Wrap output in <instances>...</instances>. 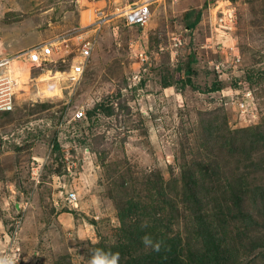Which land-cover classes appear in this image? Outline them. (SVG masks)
I'll use <instances>...</instances> for the list:
<instances>
[{
	"label": "rangeland",
	"instance_id": "374dc122",
	"mask_svg": "<svg viewBox=\"0 0 264 264\" xmlns=\"http://www.w3.org/2000/svg\"><path fill=\"white\" fill-rule=\"evenodd\" d=\"M112 8L0 0V56L70 35L66 61L11 66L20 84L13 110L0 112V257L19 249L16 264H88L98 249L138 264L158 244L149 234L167 232L182 237L184 264H264V0H166L143 28L88 25L93 10ZM190 10L202 14L193 30ZM74 32L94 46L70 81ZM118 100L127 106L119 116L76 124L75 112ZM193 181L205 207L182 202ZM197 211L215 237L210 253Z\"/></svg>",
	"mask_w": 264,
	"mask_h": 264
},
{
	"label": "built area",
	"instance_id": "2783aa9c",
	"mask_svg": "<svg viewBox=\"0 0 264 264\" xmlns=\"http://www.w3.org/2000/svg\"><path fill=\"white\" fill-rule=\"evenodd\" d=\"M100 1V0H93ZM110 11L104 12L100 9L92 11L90 16V23L97 28H101L105 23L109 22L110 19H123V22L128 27H145L152 17V9L155 5L165 2L166 0H109ZM224 18H231L232 11L230 9L222 11ZM73 38H76L78 45L74 48L79 51V58L73 64L70 65L68 71L64 74L66 78L70 81H76L84 73V61L91 55L93 50V44L90 41H85L82 32H74ZM72 35V34H71ZM70 35L64 34L60 36L53 37L49 40L42 41L33 47L28 48L25 51L17 53L12 56H0V112H10L14 107V99L16 96V89L19 86V79L17 73L12 71V64L16 63L19 59H24L25 63L33 71L43 70L49 66L51 63L57 62L59 59L66 61L64 58L69 57V54L63 55L62 53L69 50V40ZM181 45L179 38H173V48H178ZM75 49H71L72 52ZM50 80H46L41 85V88L47 89L49 82L56 84L54 76L50 77ZM46 84V86H45ZM85 117L83 111L75 112L74 120H82ZM71 203L76 201V194L71 193L66 197ZM4 251L3 257H8L14 259L15 264L19 261L20 253L18 251Z\"/></svg>",
	"mask_w": 264,
	"mask_h": 264
},
{
	"label": "trees",
	"instance_id": "16d2710c",
	"mask_svg": "<svg viewBox=\"0 0 264 264\" xmlns=\"http://www.w3.org/2000/svg\"><path fill=\"white\" fill-rule=\"evenodd\" d=\"M202 14L201 11H195L190 10L187 11L184 14V21L186 24V27L190 30H193L196 28V26L201 22ZM181 66L178 67V72L180 73ZM181 74V73H180ZM172 78L170 76H166L163 79V85L168 87L172 84ZM248 80H252L251 76H248ZM191 83V78L188 77L187 79L178 78L176 79V85L180 84L181 88L183 89L185 87V84ZM221 89V81L215 82L213 84V87L211 88V91H219ZM133 92L135 93L136 90L134 88ZM123 94L120 93L119 96L121 97ZM135 96V95H134ZM120 100H118L119 102ZM117 102V103H118ZM126 101L122 100L118 103V107L116 108V105L113 104H106L104 101L97 102L93 105L91 109L87 111V115L85 114V117L82 120L76 121V124H80L82 126L83 120L85 119L87 121H91L93 118L96 117L99 113H102L106 117H112L114 115L119 116L121 112L126 109ZM118 109V112L116 111ZM86 139L83 138L81 143H85ZM54 149L55 151H58L60 149L59 142L54 143ZM195 181L193 182H187L185 184V188L182 193V202L186 206L197 204L198 206L204 205L203 200L200 197L199 190L196 188ZM205 207V205H204ZM198 210V209H197ZM201 211H197V223L199 225L198 230L200 232L197 233L198 236L202 237L204 247H206V251L209 252V250L212 249V247L215 244V237L210 235V232H212L211 228L208 226L207 219L203 216L200 217ZM160 234H149L153 237V239L158 243L159 248L156 250V248L149 253V256L145 257L144 262H139L138 264H184L183 259V239L180 237V235H170V233L167 232H158ZM217 234V233H216ZM215 235V233H213ZM146 237V236H145ZM211 238H213L211 240ZM210 253V252H209ZM202 256V255H201ZM201 259V257H200ZM201 261V260H200ZM200 262L199 264H213L210 261L205 260Z\"/></svg>",
	"mask_w": 264,
	"mask_h": 264
},
{
	"label": "clouds",
	"instance_id": "9594fccd",
	"mask_svg": "<svg viewBox=\"0 0 264 264\" xmlns=\"http://www.w3.org/2000/svg\"><path fill=\"white\" fill-rule=\"evenodd\" d=\"M145 243L148 244L150 241L145 238ZM156 250H158L159 245L155 246ZM0 264H15L14 259L8 257H0ZM88 264H119V254L112 253L107 254L103 253L101 250H95L94 255L88 261Z\"/></svg>",
	"mask_w": 264,
	"mask_h": 264
},
{
	"label": "water",
	"instance_id": "95a60500",
	"mask_svg": "<svg viewBox=\"0 0 264 264\" xmlns=\"http://www.w3.org/2000/svg\"><path fill=\"white\" fill-rule=\"evenodd\" d=\"M137 87V86H136ZM139 88H141L142 87V80H140V82H139V86H138ZM137 87V88H138Z\"/></svg>",
	"mask_w": 264,
	"mask_h": 264
},
{
	"label": "bare ground",
	"instance_id": "6f19581e",
	"mask_svg": "<svg viewBox=\"0 0 264 264\" xmlns=\"http://www.w3.org/2000/svg\"><path fill=\"white\" fill-rule=\"evenodd\" d=\"M51 78L49 76H46L45 77V80H50Z\"/></svg>",
	"mask_w": 264,
	"mask_h": 264
}]
</instances>
